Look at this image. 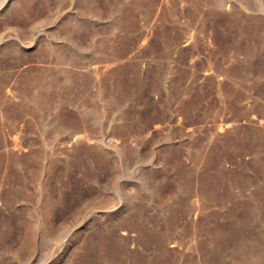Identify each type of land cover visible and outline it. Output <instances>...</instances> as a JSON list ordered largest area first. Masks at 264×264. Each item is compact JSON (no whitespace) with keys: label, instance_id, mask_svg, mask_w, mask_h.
<instances>
[{"label":"rangeland","instance_id":"rangeland-1","mask_svg":"<svg viewBox=\"0 0 264 264\" xmlns=\"http://www.w3.org/2000/svg\"><path fill=\"white\" fill-rule=\"evenodd\" d=\"M261 1L0 0V264H264Z\"/></svg>","mask_w":264,"mask_h":264},{"label":"bare ground","instance_id":"bare-ground-1","mask_svg":"<svg viewBox=\"0 0 264 264\" xmlns=\"http://www.w3.org/2000/svg\"><path fill=\"white\" fill-rule=\"evenodd\" d=\"M260 9L261 10H263V12H264V3H263V1H261V3H260ZM20 96V95H19ZM80 139V138H79ZM79 139H77V141H76V143L78 142V140ZM82 140V139H81ZM87 141V140H86Z\"/></svg>","mask_w":264,"mask_h":264}]
</instances>
